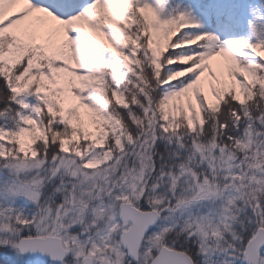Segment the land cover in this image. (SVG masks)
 Returning <instances> with one entry per match:
<instances>
[{
  "label": "snow or ice",
  "instance_id": "obj_1",
  "mask_svg": "<svg viewBox=\"0 0 264 264\" xmlns=\"http://www.w3.org/2000/svg\"><path fill=\"white\" fill-rule=\"evenodd\" d=\"M0 264H264V0H0Z\"/></svg>",
  "mask_w": 264,
  "mask_h": 264
}]
</instances>
